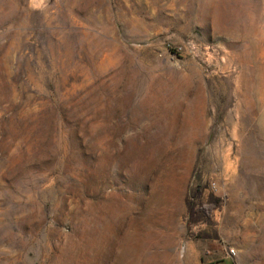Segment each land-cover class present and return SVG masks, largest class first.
<instances>
[{"label": "rangeland", "instance_id": "rangeland-1", "mask_svg": "<svg viewBox=\"0 0 264 264\" xmlns=\"http://www.w3.org/2000/svg\"><path fill=\"white\" fill-rule=\"evenodd\" d=\"M222 255L264 264V0H0V264Z\"/></svg>", "mask_w": 264, "mask_h": 264}, {"label": "trees", "instance_id": "trees-1", "mask_svg": "<svg viewBox=\"0 0 264 264\" xmlns=\"http://www.w3.org/2000/svg\"><path fill=\"white\" fill-rule=\"evenodd\" d=\"M171 50H172L173 52L177 53V50H176L175 48L172 47ZM216 202H217L216 200H212V201H210V202H204V203H201V204L199 205L198 209H199L200 211H202V213H204V214H210L211 211H212V209L215 207ZM188 209H189L190 211L193 209L192 204H189V205H188Z\"/></svg>", "mask_w": 264, "mask_h": 264}, {"label": "crops", "instance_id": "crops-1", "mask_svg": "<svg viewBox=\"0 0 264 264\" xmlns=\"http://www.w3.org/2000/svg\"><path fill=\"white\" fill-rule=\"evenodd\" d=\"M231 261L227 255H222L217 261H213L207 264H230Z\"/></svg>", "mask_w": 264, "mask_h": 264}, {"label": "built area", "instance_id": "built-area-1", "mask_svg": "<svg viewBox=\"0 0 264 264\" xmlns=\"http://www.w3.org/2000/svg\"><path fill=\"white\" fill-rule=\"evenodd\" d=\"M229 252H230V253H234V252H235L234 248H233V247H230V248H229Z\"/></svg>", "mask_w": 264, "mask_h": 264}, {"label": "bare ground", "instance_id": "bare-ground-1", "mask_svg": "<svg viewBox=\"0 0 264 264\" xmlns=\"http://www.w3.org/2000/svg\"><path fill=\"white\" fill-rule=\"evenodd\" d=\"M167 110V109H166ZM188 125V124H187ZM186 125V126H187ZM137 212V211H136ZM136 216V215H135ZM139 217V216H138ZM99 220H100V218H99ZM97 221V220H96ZM101 221V220H100ZM102 222V221H101ZM97 230V229H96ZM127 230V229H126ZM163 230V229H162ZM99 232V231H98ZM140 234V233H139ZM129 235H131V234H129ZM139 236V235H138ZM144 241V240H143ZM121 264V263H120Z\"/></svg>", "mask_w": 264, "mask_h": 264}]
</instances>
